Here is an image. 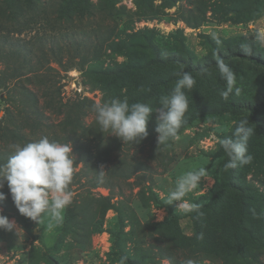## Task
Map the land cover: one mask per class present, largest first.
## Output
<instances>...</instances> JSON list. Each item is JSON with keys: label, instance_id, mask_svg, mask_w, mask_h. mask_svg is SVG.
I'll list each match as a JSON object with an SVG mask.
<instances>
[{"label": "rangeland", "instance_id": "obj_1", "mask_svg": "<svg viewBox=\"0 0 264 264\" xmlns=\"http://www.w3.org/2000/svg\"><path fill=\"white\" fill-rule=\"evenodd\" d=\"M87 1L93 14L85 13L81 20L75 14L73 28L66 30H86L100 45L95 35L102 38L110 29V40L118 47L102 43L72 62L69 57L75 52L64 50V65L71 66L65 71L64 65L53 62L57 70L50 78L64 101L86 97L97 104L119 98L151 105L148 135L129 152L130 161L143 163L146 169L129 180L132 187L123 184L114 192L104 184L92 188L85 182L72 193L60 223L45 216L40 225L30 219L24 226L0 205V214L16 225L12 231L0 229V264H121L125 257L124 264L131 259L141 264H182L188 258L196 264H264V109L249 125L254 134L247 147L253 159L237 164V181L244 192H228L216 207L206 206L226 168L227 155L219 140L232 137L237 122L264 98V67L232 56L245 53L244 44L264 60V44L253 41L254 31L264 28V0H80L79 4ZM217 52L236 73L227 99L220 95L226 83L216 66ZM173 53L199 71L192 73L193 89L185 90L189 108L179 138L158 148L155 110L159 97L168 94L176 81L157 88L154 83L184 65L151 66L133 77L143 99L135 97L127 80L103 71ZM14 83L0 76V117L20 105ZM230 103L240 108L231 110ZM51 119L57 122L59 116L53 114ZM85 120L93 124L95 114ZM111 138L118 137L107 133L105 142ZM200 167L208 170L206 176L183 198L201 204L204 215L197 217L196 212L178 207L181 202L168 204V192L180 175ZM104 198L111 206L102 213L98 205ZM80 204L92 215L91 222L81 211L88 225L82 230L77 225L79 215L68 216Z\"/></svg>", "mask_w": 264, "mask_h": 264}, {"label": "trees", "instance_id": "obj_2", "mask_svg": "<svg viewBox=\"0 0 264 264\" xmlns=\"http://www.w3.org/2000/svg\"><path fill=\"white\" fill-rule=\"evenodd\" d=\"M79 3L80 0H0V66H4L0 70V76L15 81L13 88L20 100V105L8 109L0 117V164L5 163L11 155L13 144H24L47 136L50 140L69 143L72 146L74 168L79 165L80 167L78 170L74 169L72 181L68 186L71 193L87 181L92 188L104 184L114 192L115 187L120 190L123 184L132 187L133 183L129 180L135 173L146 169L143 163L129 159V152L143 140L138 144L124 143L120 138H111L109 142H105L107 133L100 132L96 121L89 124L85 120L89 114H95L92 105L96 103L86 97L64 101L60 87H56L50 78L51 71L57 70L51 65L53 62L62 66L65 64L62 54L64 50L75 52L70 53L72 62L76 57L84 58L102 43L111 49L118 47L116 41L110 40V29H107L102 38L95 35L101 41L100 45H96L86 30H66L73 28L75 14H79L80 20L85 13L93 14L92 3ZM234 55L264 67V60L258 56L246 53H233L232 56ZM172 64H183L184 67L157 79L155 88L167 87L179 78L182 71H199V67L191 61H185L173 53L166 56L157 55L146 61H129L123 67L117 66L103 73L114 75L117 79L124 78L130 84L135 97L143 99L144 94L141 95L133 77L146 72L151 66ZM70 66L64 65V70L67 71ZM229 108L236 110L240 105L230 103ZM263 109L264 98L251 108L247 117L249 123L255 121ZM53 114L59 116L57 122L52 121ZM220 150L224 152L222 147ZM228 159L227 157L226 163ZM101 170L105 172L102 181L99 177ZM0 183H3L0 192L5 196L0 200L4 212L17 217L26 226L30 219L19 214L12 201L7 181ZM243 188L237 181V166L225 168L224 178L215 186L211 200L206 206L216 207L228 192H244ZM110 206V201L104 198L98 208L104 213ZM77 208L79 211H69L68 216L71 218L73 214L76 217L79 215L77 225L82 230L88 225L82 220L81 211L91 222L92 215L90 208L87 207L86 211L83 204ZM130 264L141 262L131 259Z\"/></svg>", "mask_w": 264, "mask_h": 264}, {"label": "clouds", "instance_id": "obj_3", "mask_svg": "<svg viewBox=\"0 0 264 264\" xmlns=\"http://www.w3.org/2000/svg\"><path fill=\"white\" fill-rule=\"evenodd\" d=\"M216 38L215 35L213 37ZM253 41L264 44V28L254 31ZM219 43V41H217ZM246 54H251V46L242 44ZM219 75L226 83V89L220 95L227 99L233 92L236 81L234 70L220 58L218 52L215 56ZM203 71V70H202ZM196 80L191 72L182 71L179 78L168 94L161 95L158 103L157 126L158 148L163 145L169 147L170 140L178 139V130L186 122L185 114L189 108V101L185 90H192ZM150 91V89H148ZM235 91L239 93V88ZM95 120L100 132L108 133L120 138L124 143H139L147 137V125L154 112L151 105L142 101L129 103L128 100L113 98L108 102L92 105ZM248 119L237 122L233 137L219 140V144L226 153L228 162L226 168H235L237 164H249L253 157L248 153L247 143L254 134L249 126ZM12 153L7 161L0 164V181H7L12 201L19 214L31 219L40 225L45 216L60 223L63 220V211L72 201V193L68 186L74 173V158L72 146L43 136L38 140L24 144H13ZM157 148V149H158ZM205 167L192 169L180 175L168 192V204L181 202L185 212H196L197 217L203 216L200 211L201 204L184 201L189 192L196 189L203 177L207 174ZM105 172L99 171L101 181ZM3 183H0V188ZM5 198L0 192V200ZM16 227L15 221L0 214V229L12 231ZM51 227V225H49ZM202 238V234L200 237ZM125 258L121 259L124 264ZM182 264H196L191 259H185Z\"/></svg>", "mask_w": 264, "mask_h": 264}]
</instances>
